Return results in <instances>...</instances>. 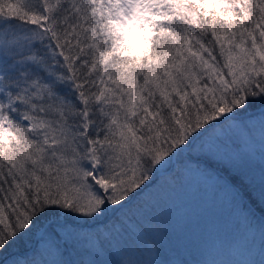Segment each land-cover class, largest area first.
<instances>
[{
    "label": "trees",
    "instance_id": "16d2710c",
    "mask_svg": "<svg viewBox=\"0 0 264 264\" xmlns=\"http://www.w3.org/2000/svg\"><path fill=\"white\" fill-rule=\"evenodd\" d=\"M248 3V14L241 19L239 16L236 23L226 24L224 33L219 35H224L219 38L222 44L227 39L223 45L225 50L230 49L232 42L234 48L236 40L246 41L260 30L264 32V0H248ZM159 5L162 7L159 14L165 16L172 4L169 0H160ZM141 9L146 14L143 16L150 20L144 19L138 36L145 31L148 39L151 36L159 39L173 29L186 35L191 33L190 27L201 30L181 19L168 22L169 16L157 17L161 21L158 24L156 18L151 19L152 12ZM115 12L108 0H0V39L6 43L13 39L10 36L15 37L7 48H0V71H4L0 72V97L7 117L18 121L24 115L42 120L58 128L50 136L60 143L58 146L54 142L56 149H53L54 144L36 140L33 150L12 153L17 161L8 164L10 159L0 160V264H15L18 259L26 264L202 262L211 256L203 245L218 251L215 245L221 248L229 239L239 242L243 237L238 234L233 238L234 230L223 228L224 236L216 243L210 235L198 244L194 240L200 238L199 231L191 232L181 224L188 217L172 222L168 217L167 221L161 223L159 219L158 223L151 214L142 217L134 205L141 195L153 202L152 196L159 197L175 184L176 173L191 166L221 178L228 187V198H239L233 191L237 190L240 208L248 210L257 220L264 219V199L262 202L251 192L253 180H243L236 170L238 165L243 168L249 165L236 150L239 141L221 134L217 136L219 148L210 144L200 148L196 143L198 137L223 118L226 111L217 118L221 110L241 113L264 104V76L247 75L243 80L234 74L235 79L225 71L221 75L222 88L228 85V89L243 92V96L236 97L239 102L225 104L228 96H224V90L214 92V80L202 81V76L195 72L198 85H209L205 96L195 92V88L191 90L197 84L190 82L187 92L171 90L170 98L161 96L163 100L154 94L145 106L136 105L130 113L123 111L113 97L119 91L111 81L114 73L109 65L120 63L117 68L120 72L122 67L130 65L133 57L126 56L129 58L126 62L114 59L112 43L121 41V35L110 28L108 20ZM156 25L164 32L154 31L152 27ZM201 31L205 52L214 54L221 66L225 60L222 45L212 38L210 29ZM14 42L18 44L15 51L12 50ZM18 59L22 71L30 81L33 79L32 84L27 79H17L22 74L16 69ZM5 66L7 69L3 70ZM104 85L113 87L108 90ZM183 86L187 88L184 83ZM142 98L139 96L136 101ZM259 111L264 112V108ZM246 115H229L227 119L242 120ZM199 130L203 131L194 136ZM189 139L187 150L179 153L177 166L156 175L169 165L172 148L187 144ZM228 149L234 158L232 155L225 158ZM243 150L247 151L244 147ZM257 151H263L264 155L263 148ZM80 167L87 172L91 169L95 180L84 172L83 181L79 176ZM259 167L264 169V160L259 162ZM97 181L110 187L115 195L97 200L101 194ZM87 190L93 195L91 201L96 203V211L91 215L85 214L82 208L86 202L83 193ZM132 193L127 204L115 207L106 220H100L108 214L105 210L108 206L127 200ZM65 218L77 222L69 224L67 236L56 232L55 227L61 225L48 222L42 229L49 240H35L29 246L32 235L44 221ZM89 220L94 221L86 223ZM143 220H147L146 225ZM132 222L140 231L136 232L137 225ZM251 228L248 231L254 243L263 244L264 221ZM222 258L219 253L216 261L221 263Z\"/></svg>",
    "mask_w": 264,
    "mask_h": 264
},
{
    "label": "rangeland",
    "instance_id": "374dc122",
    "mask_svg": "<svg viewBox=\"0 0 264 264\" xmlns=\"http://www.w3.org/2000/svg\"><path fill=\"white\" fill-rule=\"evenodd\" d=\"M108 1L109 4L113 6V9L117 11L113 13L112 18L108 20L111 23L110 28L121 35V41L118 39L112 43V49L114 55H116L114 59L118 58L119 61L126 62L129 59L126 56L133 57L130 65L124 68L122 67L120 72V68L117 69L120 63L118 65H109L114 73L111 77V81L116 85L119 91L117 94H114L113 97L118 107L123 111L130 113L136 105L145 106L154 94L163 100L161 96H168V98H170L168 93L171 90L181 89L183 92L189 91L191 88L190 82L194 84L198 83L196 81L198 77L195 75V72L198 73L199 77L202 76V81H208V83H210V80H214V84L212 85L214 92H219L221 89L224 90V96H228L224 101L225 104L239 102L236 100V97L243 96L242 90L236 91L235 89H228V85H226L225 89L222 88L223 83H221V75L225 73V71L227 76H234L235 79L237 78L236 75L240 76L243 80H246L247 75H250V77L252 75L253 78L261 75L264 76L263 31L260 30L259 33L247 38L246 41L236 40L234 42V48H232V42L230 49L227 50H225L223 46L225 42H227V39H224V44L219 40V38L221 39L224 37V35H219L224 33L226 24L230 22L236 23V21H239L237 19L239 16L241 19L248 14V0H169L172 5L171 8L169 7L167 15L165 16L159 14L162 12V7L159 5L160 0ZM142 7L148 12H152L151 19L156 18L158 24H160L161 21L157 17L169 16L168 22L176 18L189 22L196 28H201V30L202 28L208 31L210 29L212 38L219 41L218 44L222 45V51H225V60L222 61L221 66L220 60L215 57L214 54L205 52L206 47L202 42L201 30L198 31L190 27L192 31L190 34L186 35L185 33L173 29L174 32L170 30L167 35L159 36V39L155 36H151L150 39H148L149 37L147 36L149 34L146 33L145 35V31H143L144 35L141 33V35L138 36L140 27L144 24V19L147 17V20H150L148 16H143L144 12L141 9ZM164 20L166 21L167 19L164 18ZM191 24H186V26H191ZM182 26L184 25L182 24ZM152 28L154 31L164 32L160 25H156ZM10 38L13 39L7 40L6 43L3 39H0V48H3L2 46L7 48L9 44H12L15 37L10 36ZM124 40L126 41L124 42ZM16 44L17 43H15L12 48L14 51L17 49L18 44ZM16 64V69L22 73L17 79L19 81L27 79V81L32 84L31 82H33V79L30 81L26 72L22 71L21 60L18 59ZM11 68H13V66H11ZM2 69L6 70L7 67L5 66ZM257 73L259 74L256 75ZM158 74L160 75L158 76ZM207 75L209 76L207 77ZM183 83L186 84L187 88L183 86ZM104 87L110 90L113 86L104 85ZM208 87L209 85L203 86L197 84L193 86L191 90L195 88V92L200 91L203 96H205ZM139 96L140 99L142 96L144 97L140 102H137L136 98ZM219 97L220 96H218V98ZM5 109L6 106L3 104V99L0 97L1 161L6 158L10 159L8 164L17 161L18 159L14 157L12 153L21 150H24V152L33 150L36 145V140L54 144L53 149H56L55 143H57L56 145L58 146L60 145L59 141L50 136V134L58 132V128L47 125L37 118H27L24 115L18 117V121L15 119L9 120ZM224 113L225 115L222 119L217 120V123L215 122L214 126L210 130L208 129L209 131H205L198 137L196 141L197 147L203 148L206 145L208 147V144H210V147L211 145L215 148L221 147L217 139V136L221 134L231 139H237L239 141V146L236 150L249 165L244 168L238 165L236 170L240 173L243 180H253L252 183H254V185L251 192L263 202L264 183L261 184V182H264V178L262 177L264 169L258 168V166L259 162L264 160V155L262 154L263 151L259 152L257 148H263L264 150V112H252L243 116L242 120H238L233 118L227 119L231 111L221 110V113L217 114V118L221 117ZM218 122L220 123L218 124ZM58 139L60 140V136ZM225 147L226 145H224L223 148ZM243 147L247 151H244ZM180 150L181 151H178V148H176L168 155V164H173L171 170L177 166L176 161L180 158L179 153L185 152L187 149L181 148ZM230 155L234 158L233 152L231 151L226 153L225 158ZM242 166H246V164L242 163ZM79 171V176L83 178V181L84 172L92 176L93 181L95 180V178H93V173H91V169L88 168L87 172L83 167H80ZM175 177L177 178L175 180L176 182L175 184L172 183L170 190L161 192L159 197L157 195L152 196L154 197L153 202L147 201L146 195H141L139 198L140 200H136L139 202L134 205H137L139 214H142V217L143 214H151L153 215L154 221L158 219V223L159 219L161 223H163L168 220V217L171 218V222L176 219L181 220L184 217H188L181 224L184 225L185 229L190 228L191 232L199 231V236L202 239L196 238L194 240L195 243L198 244L203 243L205 237L210 238V235L214 236V243H216L221 236H224L223 228L234 230L236 234L232 236L233 238H236L238 234L243 237L239 242H236L234 239L230 241L229 239L221 248L215 245V248L219 249L218 251H215L214 248L209 245H203V247L208 249L207 253L211 256L203 258L200 263L191 262L190 264H233L237 261L240 264H264V243L261 244L257 241L254 243L251 231H248L252 229L251 226L253 225H262L264 219L259 218V220H257L255 216L248 214V210L244 211L240 208L238 200H240L241 197L237 190L234 189L233 191L236 192L239 198L235 196L231 199L228 198V187H226V184H224L221 178L216 177L213 173H207L205 169L193 168L192 166L188 169H181V171L176 173ZM96 185H100L101 187V194H99L97 200H99L98 198H107L108 195L112 198L115 195V193H112L113 191H111L110 187H106V185L98 181ZM86 187H88V185ZM229 192H231L230 189ZM91 194L89 190L83 193V198L86 202L82 208L85 209V214L89 215L96 211V203L91 201V199H93V195ZM119 202L122 201L114 202L112 205ZM111 206H108L105 210H111ZM110 212L108 214L106 213L100 220H106ZM166 213L168 215L167 217L165 216ZM247 221L248 223L246 224ZM132 224L135 226L137 225L134 222H132ZM146 224L147 220H143V225ZM69 226V224H63L59 227H55V230L62 236H67L69 234V229L67 227ZM179 228H182L181 225H179ZM138 231H140V228L137 225L136 232ZM43 239L48 241L49 237L47 233L41 229L37 236H34V234L32 235L29 246L31 247L35 240L41 242ZM247 239H250L249 243H247ZM219 253L223 255L221 263L216 261ZM231 255L235 258L233 256L231 257ZM21 260L22 259H18V262H13L15 264L28 263Z\"/></svg>",
    "mask_w": 264,
    "mask_h": 264
},
{
    "label": "water",
    "instance_id": "95a60500",
    "mask_svg": "<svg viewBox=\"0 0 264 264\" xmlns=\"http://www.w3.org/2000/svg\"><path fill=\"white\" fill-rule=\"evenodd\" d=\"M263 107H264V104H262V105H260V106H258V107H256V108H252V109L245 110V111H243V112H241V113H229L228 115H244V114H248V113H251V112L258 111V110L262 109ZM202 131H203V130H199L196 134H194V136L200 134ZM191 139H192V138H191ZM191 139H189V141H188L187 144H179V145H177L176 147L186 148V147L189 145ZM176 147L173 148V151L175 150ZM172 167H173V164H170L167 168L162 169V170H159L158 172H156V175H159V174H162V173H166V172H168ZM139 190H140V189H139ZM136 192H137V191H136ZM132 195H134V194H132ZM132 195H131L127 200L112 205L110 209L112 210V209H114V208L117 207V206H120V205H122V204L127 203V202L129 201V199L132 197ZM111 210H109L108 213H109ZM91 221H92V220H89V221H87L86 223H90ZM48 222L55 223V224H57V225H63L64 223H68V224H70V225H75V224H77V222H74V221H71V220H67V219H48V220L44 221L43 224L39 227V229H37V230L35 231L34 236H37L38 232H39V231L43 228V226H44L46 223H48ZM78 224H80V222H79ZM28 249H29V248H28ZM28 249H27V250H28ZM27 250H26V251H27ZM15 251L18 252L17 250H15Z\"/></svg>",
    "mask_w": 264,
    "mask_h": 264
}]
</instances>
